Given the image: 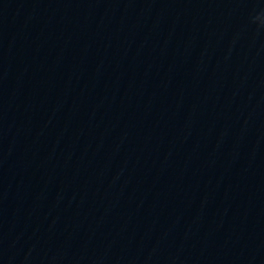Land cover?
<instances>
[{
	"label": "water",
	"instance_id": "obj_1",
	"mask_svg": "<svg viewBox=\"0 0 264 264\" xmlns=\"http://www.w3.org/2000/svg\"><path fill=\"white\" fill-rule=\"evenodd\" d=\"M264 0H0V264H264Z\"/></svg>",
	"mask_w": 264,
	"mask_h": 264
},
{
	"label": "clouds",
	"instance_id": "obj_2",
	"mask_svg": "<svg viewBox=\"0 0 264 264\" xmlns=\"http://www.w3.org/2000/svg\"><path fill=\"white\" fill-rule=\"evenodd\" d=\"M253 23L264 25V13H258L253 17Z\"/></svg>",
	"mask_w": 264,
	"mask_h": 264
}]
</instances>
